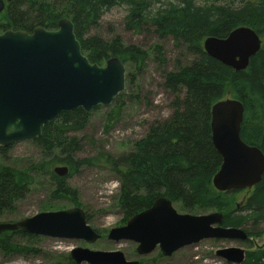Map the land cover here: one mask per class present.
<instances>
[{
  "label": "trees",
  "instance_id": "obj_1",
  "mask_svg": "<svg viewBox=\"0 0 264 264\" xmlns=\"http://www.w3.org/2000/svg\"><path fill=\"white\" fill-rule=\"evenodd\" d=\"M194 1L14 0L5 5L0 15V33L6 30L31 33L35 27L54 30L60 20L67 18L73 24L82 54L90 63L101 65L110 57L123 62L126 90L131 94L137 92V73L153 57L162 73V87L171 95L172 112L167 119L152 123L141 138L130 143L128 150L115 159L105 152L96 157H78L82 144L76 133L90 119V113L81 109L60 113L43 127L41 136L32 142L39 151L37 159H21L11 164L9 148L0 149L3 164L0 218L11 212L27 193L40 189L47 190L42 203L45 210L59 209L55 203L61 199L81 207L77 190L66 179L55 177L51 168L67 165L72 176L82 167L104 166L118 176L116 203L125 213L122 223L163 196L185 210H196L195 207L220 210L225 213L223 227L243 228L254 234L255 227L264 221V175L239 208L231 197L223 198L235 192L218 193L212 188V178L221 161L211 143L210 110L228 91L233 92L244 106L240 138L264 154V0H238L236 7L234 1L231 6H202ZM115 7L125 9L123 26L127 31L135 35L151 31L161 41L166 38L172 41L177 57L170 71L166 70L165 53L160 46L145 51L137 45H125L112 32L108 40L90 34L100 28L102 16ZM240 26L252 28L263 44L246 70L235 73L208 57L202 43L209 36L225 38ZM125 92L111 105L113 109L105 123L109 122L108 116L118 117L115 108H120ZM41 174L47 175L54 185H42ZM16 238L35 237L19 231L1 234L0 251L4 255L23 251ZM64 264L74 263L67 256ZM242 264H264V249L249 251Z\"/></svg>",
  "mask_w": 264,
  "mask_h": 264
},
{
  "label": "water",
  "instance_id": "obj_2",
  "mask_svg": "<svg viewBox=\"0 0 264 264\" xmlns=\"http://www.w3.org/2000/svg\"><path fill=\"white\" fill-rule=\"evenodd\" d=\"M13 1L0 0V14ZM57 26L55 30L35 27L31 33H0V148L36 141L43 127L60 113L74 109L91 112L109 106L124 90L125 66L118 58H109L103 66L91 64L81 53L72 22L62 19ZM260 48V37L245 26L224 39L208 37L203 41L205 53L235 73L245 70ZM242 120L243 106L238 100H222L211 107V141L222 160L212 184L221 192L251 188L264 174L263 154L240 139ZM53 172L65 177L67 169L55 167ZM222 219L220 213L180 214L169 199L158 197L124 226L111 228L106 239L137 244L139 256L158 248L166 257L203 240L247 239L241 229L223 228ZM16 230L88 244L101 238L79 207L0 223V234ZM215 256L232 264L244 261V251L238 248L218 250ZM69 257L74 264H138L127 260L121 251L82 247L71 249Z\"/></svg>",
  "mask_w": 264,
  "mask_h": 264
},
{
  "label": "rangeland",
  "instance_id": "obj_3",
  "mask_svg": "<svg viewBox=\"0 0 264 264\" xmlns=\"http://www.w3.org/2000/svg\"><path fill=\"white\" fill-rule=\"evenodd\" d=\"M232 1H234V7L239 5L240 0H195L194 2L202 6H231ZM125 16L124 8L111 9L102 16L100 28L92 30L90 34L108 40L112 32L117 34L125 45H137L145 51L160 46L162 52L165 53L166 70L170 71L177 57V51L173 47L172 41L168 38L161 41L151 31L141 35L127 31L123 26ZM152 60L153 57L147 60L136 75L137 92L131 94L126 90L125 96L120 99V108H115L119 113L117 118L108 116L109 122L105 123L107 115L113 109L111 106L90 113L91 118L88 124L77 134L82 142V149L78 153L79 158L96 157L100 152L110 154L113 159L119 158L128 150L127 146L130 143L146 133L152 123L165 120L170 116L172 112L171 95L162 87V73ZM233 97L234 93L228 91L223 100ZM179 113H183V110H180ZM7 153L11 164H16V161L21 159L39 158V151L31 142L18 143L9 148ZM68 183L72 188L78 190L80 206L90 216L89 225L97 230L102 238L93 244L72 239L16 238L15 240L23 247V251L10 256H6L0 251V264H64L69 251L76 247L88 248L93 251H121L129 260L139 259L134 258L131 254L135 248L133 243L127 241L115 243L106 239L108 231L120 226L122 220L121 210L116 206L118 183L111 169L104 166L82 167L68 179ZM251 193V191L249 193L243 191L231 196H223V198L231 197L235 205L241 206ZM46 196V189L29 193L24 197V200L16 203V207L14 205L11 212L4 214L0 221H16L45 211L42 203ZM55 204L56 207H63V209L72 207V203H68L66 199H61ZM175 208L180 213L193 215L220 211L213 208L199 209L198 207L191 211L182 209L179 205H175ZM253 231L254 234L249 235L251 240L246 245L225 241H203L196 246L192 245L176 252L172 257L173 263L227 264L215 257L216 250L226 247H240L248 251L264 249V221L257 225ZM153 256V252L146 256L145 264L155 261Z\"/></svg>",
  "mask_w": 264,
  "mask_h": 264
},
{
  "label": "flooded vegetation",
  "instance_id": "obj_4",
  "mask_svg": "<svg viewBox=\"0 0 264 264\" xmlns=\"http://www.w3.org/2000/svg\"><path fill=\"white\" fill-rule=\"evenodd\" d=\"M234 98L236 99V100H239V101H241L236 95H234ZM243 103V102H242ZM86 127V126H85ZM78 132L76 133V137H78ZM78 139H80L79 137H78ZM81 144H82V142H81ZM252 146V145H251ZM0 166L2 167L3 166V164H2V162L0 161ZM55 167H64V168H66L67 169V173H66V176L65 177H61V176H59V175H57V174H55L54 172H53V169L55 168ZM51 173L55 176V177H57V178H61V179H66V181H67V183H68V179L69 178H71V177H73L75 174H73L72 176H69V173H70V169H69V167L67 166V165H62V164H57V165H54L52 168H51ZM41 177H42V179H41V183H42V185H45L46 187H50V185L51 186H53L54 184H53V182L50 180V178L47 176V175H40ZM68 185L70 186V184L68 183ZM75 189V188H74ZM40 190H42V189H40ZM78 191V190H77ZM34 192V191H33ZM29 193H31V192H29ZM29 193H27V195L29 194ZM26 195V196H27ZM22 200H24V197H23V199ZM21 200V201H22ZM68 202V201H67ZM68 203H70V202H68ZM73 207H77V206H72L71 208H73ZM79 208H81V207H79ZM83 211H84V213H85V215L87 214L86 213V211L83 209V208H81ZM145 209V208H144ZM57 210H64L63 209V207H61V208H59V209H56V210H45V211H41V212H39V213H45V212H48V211H52V212H54V211H57ZM143 210V209H142ZM139 212H141V211H138L137 213H139ZM121 213H122V220L124 219V217H125V213L123 212V211H121ZM136 214V213H135ZM89 215V214H88ZM90 217V216H89ZM130 218V217H129ZM128 218V219H129ZM86 219H87V215H86ZM90 219V218H89ZM128 219H126V221L124 222V223H122V220H121V226L122 225H125L126 224V222H127V220ZM87 222H88V219H87ZM89 223V222H88ZM179 250H177L176 252H178ZM176 252H174V253H172V255L169 257V258H165V257H163V256H161V254L159 253V251L158 250H156V251H154L153 253H154V256H153V258H155V261H156V263L155 264H174L173 263V260H172V257H173V255L176 253ZM131 254L133 255V257L134 258H139L138 259V264H145L146 263V256H144V257H138V255H137V250H136V248H134V252L133 251H131ZM125 255V254H124ZM125 258L127 259V260H129L126 256H125ZM148 258V257H147Z\"/></svg>",
  "mask_w": 264,
  "mask_h": 264
},
{
  "label": "bare ground",
  "instance_id": "obj_5",
  "mask_svg": "<svg viewBox=\"0 0 264 264\" xmlns=\"http://www.w3.org/2000/svg\"><path fill=\"white\" fill-rule=\"evenodd\" d=\"M240 27H241V26H240ZM245 27H246V26H245ZM237 28H238V27H237ZM249 28H250V27H249ZM234 29H236V28H234ZM234 29H233V30H234ZM250 29L253 30L252 28H250ZM233 30H232V31H233ZM232 31H230V32H232ZM253 31H254V30H253ZM230 32H229V33H230ZM254 32H255V31H254ZM229 33H228V35H229ZM255 33H256V32H255ZM256 34H257V33H256ZM228 35H227V36H228ZM257 35H258V34H257ZM227 36H226V37H227ZM226 37H225V38H226ZM223 39H224V38H223ZM101 238H102V237H101ZM101 238H100V239H101ZM100 239H99V240H100ZM78 241H82V240H78ZM96 242H97V241H96Z\"/></svg>",
  "mask_w": 264,
  "mask_h": 264
}]
</instances>
